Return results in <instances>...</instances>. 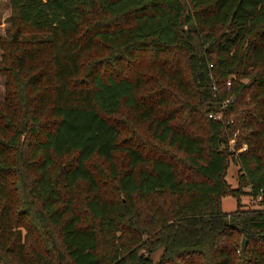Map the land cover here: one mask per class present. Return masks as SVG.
<instances>
[{"label":"trees","instance_id":"trees-1","mask_svg":"<svg viewBox=\"0 0 264 264\" xmlns=\"http://www.w3.org/2000/svg\"><path fill=\"white\" fill-rule=\"evenodd\" d=\"M8 3L0 264H264V0Z\"/></svg>","mask_w":264,"mask_h":264},{"label":"rangeland","instance_id":"rangeland-1","mask_svg":"<svg viewBox=\"0 0 264 264\" xmlns=\"http://www.w3.org/2000/svg\"><path fill=\"white\" fill-rule=\"evenodd\" d=\"M9 14L10 13H9L8 0H0V35H3L5 28L8 27ZM3 95H4V76L0 74V99L3 98ZM216 114L222 117L221 111ZM236 132H238V130H235V132H233L231 136L232 138L230 137V139L228 140V144H229L228 146L234 152L242 150L245 147L244 144H242L241 147L239 148L232 147L234 143V135ZM236 173H237V165L232 162H229L227 169H226L225 180L231 187L236 186ZM244 190H247V189L244 188ZM256 202H257V199L253 200L247 194H240L237 202H236V199L232 197L231 195H226L220 199V206L224 212H230V211H233L234 209L244 210V209L258 208L260 205H257ZM159 253H160V248L151 254V258L153 261H155L158 258Z\"/></svg>","mask_w":264,"mask_h":264},{"label":"built area","instance_id":"built-area-1","mask_svg":"<svg viewBox=\"0 0 264 264\" xmlns=\"http://www.w3.org/2000/svg\"><path fill=\"white\" fill-rule=\"evenodd\" d=\"M226 85L228 86L229 85V80L226 81ZM209 117H212V118H219L220 116L218 114H208Z\"/></svg>","mask_w":264,"mask_h":264},{"label":"water","instance_id":"water-1","mask_svg":"<svg viewBox=\"0 0 264 264\" xmlns=\"http://www.w3.org/2000/svg\"><path fill=\"white\" fill-rule=\"evenodd\" d=\"M240 245H241V247L244 246V238L241 239Z\"/></svg>","mask_w":264,"mask_h":264}]
</instances>
